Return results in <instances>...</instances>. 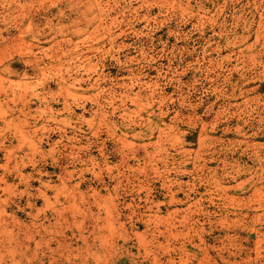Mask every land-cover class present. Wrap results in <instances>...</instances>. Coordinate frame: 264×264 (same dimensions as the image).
<instances>
[{
    "label": "rangeland",
    "instance_id": "1",
    "mask_svg": "<svg viewBox=\"0 0 264 264\" xmlns=\"http://www.w3.org/2000/svg\"><path fill=\"white\" fill-rule=\"evenodd\" d=\"M0 264H264V0H0Z\"/></svg>",
    "mask_w": 264,
    "mask_h": 264
}]
</instances>
